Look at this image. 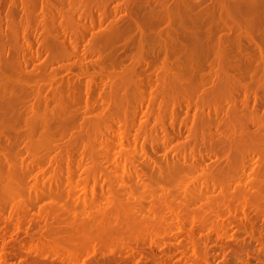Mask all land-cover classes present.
<instances>
[{"label":"rangeland","instance_id":"374dc122","mask_svg":"<svg viewBox=\"0 0 264 264\" xmlns=\"http://www.w3.org/2000/svg\"><path fill=\"white\" fill-rule=\"evenodd\" d=\"M0 119V264H264V0H0Z\"/></svg>","mask_w":264,"mask_h":264},{"label":"bare ground","instance_id":"6f19581e","mask_svg":"<svg viewBox=\"0 0 264 264\" xmlns=\"http://www.w3.org/2000/svg\"><path fill=\"white\" fill-rule=\"evenodd\" d=\"M189 1V0H188ZM209 1H211V0H209ZM218 1V0H217ZM215 2V1H214ZM213 2V3H214ZM220 2V5H219V3L217 2V4H218V6L219 7H221L222 6V4H221V1H219ZM223 3H224V1H222ZM126 3V2H125ZM124 3V4H125ZM131 3H133V2H131ZM149 3V2H148ZM144 4H146V2L144 3ZM168 3H166V5H167ZM216 4V3H215ZM214 4V5H215ZM163 5V4H162ZM166 5H165V7H166ZM185 5V4H184ZM130 8V7H129ZM164 8V7H163ZM189 8V7H188ZM213 8V7H212ZM223 8V7H222ZM225 8V7H224ZM223 8V9H224ZM42 9H44V8H42ZM54 9V8H53ZM167 9V8H166ZM190 9V8H189ZM52 10V9H51ZM165 10V9H164ZM151 11H153V10H151ZM130 12H131V10H130ZM33 16V15H32ZM128 19V18H127ZM171 19V18H170ZM223 19H225V18H223ZM222 19V20H223ZM99 20V19H98ZM97 20V21H98ZM135 20V19H134ZM80 21V20H79ZM91 22V21H90ZM51 23H53V22H51ZM92 23V22H91ZM128 23V22H127ZM59 33V32H58ZM28 34V33H27ZM5 36V35H4ZM26 45V44H25ZM28 45V44H27ZM31 50V49H30ZM35 51V50H34ZM44 51V50H43ZM37 52V51H36ZM247 55H250V54H247ZM230 63V62H229ZM260 64V63H259ZM258 64V65H259ZM257 65V66H258ZM245 67H246V65H245ZM259 67V66H258ZM246 69H248V68H246ZM215 70H217V69H215ZM175 76V75H174ZM226 76V75H225ZM230 76V75H229ZM3 78V77H2ZM223 78V77H222ZM175 79V78H174ZM12 80V79H11ZM11 80H9V81H11ZM234 80V79H233ZM8 81V80H7ZM237 82V81H236ZM6 83V82H5ZM167 83V82H166ZM148 84V83H147ZM235 84H237V85H240V84H238V83H235ZM231 85V84H230ZM236 86V85H235ZM21 88V87H20ZM38 88V87H37ZM88 88V87H87ZM237 89V88H236ZM88 90V89H87ZM98 90V89H97ZM8 91H10V90H8ZM11 92V91H10ZM16 92V91H15ZM12 93V92H11ZM86 93V92H85ZM7 94V93H6ZM221 94V93H220ZM11 95V94H10ZM86 95H87V93H86ZM224 95V94H223ZM17 96V95H16ZM15 95H14V97H16ZM160 96V95H159ZM95 99V98H94ZM220 99V98H219ZM249 99V98H248ZM161 100V99H160ZM250 100V99H249ZM152 101V100H151ZM207 101V100H206ZM146 102V101H145ZM149 102V101H148ZM218 102H220V101H218ZM224 102V101H223ZM244 102V101H243ZM85 103H86V101H85ZM151 103V102H150ZM154 103V102H153ZM152 103V104H153ZM184 103H185V101H184ZM225 103V102H224ZM9 105H10V102L8 103ZM7 104V105H8ZM107 104V103H106ZM186 104V103H185ZM230 104V103H229ZM247 104V103H246ZM245 104V105H246ZM160 106V105H159ZM189 106H191V105H189ZM188 106V107H189ZM248 106H250V105H248ZM153 107V106H152ZM255 107V106H254ZM145 108V107H144ZM257 108V107H256ZM104 109V108H103ZM188 109V108H187ZM235 109H236V107H235ZM35 111H37V110H35ZM233 111V110H232ZM257 111V110H256ZM259 112V111H258ZM257 112V113H258ZM235 113V112H234ZM139 114V113H138ZM6 115V114H5ZM8 115V114H7ZM6 115V116H7ZM37 115V114H36ZM152 115H153V113H152ZM156 115V114H155ZM10 116V115H9ZM38 117H39V115H37ZM205 116V115H204ZM157 118V117H156ZM155 118V119H156ZM38 119H40V118H38ZM1 120V119H0ZM203 120H205V119H203ZM26 121V120H25ZM235 121V120H234ZM38 122V121H37ZM9 124V123H8ZM26 124V123H25ZM38 124V123H37ZM233 124V123H232ZM241 124V123H240ZM159 125V124H158ZM241 126H243L242 124H241ZM7 128V127H6ZM241 129V128H240ZM259 129V128H258ZM6 130V129H5ZM238 130V129H237ZM161 131V130H160ZM233 131L235 132V129H233ZM239 132V131H238ZM261 132V131H260ZM245 133V132H244ZM249 133V132H248ZM157 134V133H156ZM219 134H221V133H219ZM239 134H240V132H239ZM246 135H249V134H246ZM264 135V134H263ZM243 137V136H242ZM191 138V137H190ZM231 138V137H230ZM234 138V137H233ZM250 138V137H249ZM38 139V138H37ZM123 139V138H122ZM254 139V138H253ZM33 141H35V140H33ZM84 141V140H83ZM85 141H87V140H85ZM90 141H92V140H90ZM122 141V140H121ZM37 142H39V141H37ZM108 142V141H107ZM236 142H238V141H236ZM257 142V141H256ZM260 142V141H259ZM261 143V142H260ZM264 143V142H263ZM90 144H93V143H90ZM81 145V144H80ZM85 145H87V143L85 142ZM257 145V144H256ZM260 145V144H259ZM84 146V145H83ZM104 146H106V145H104ZM13 147V146H12ZM121 147V146H120ZM260 147H263V146H260ZM77 148H79L80 149V146L79 147H77ZM83 148V147H82ZM116 148V147H115ZM130 148V147H129ZM18 149V148H17ZM25 149V148H24ZM84 149V148H83ZM116 149H118V148H116ZM131 149H133V148H131ZM243 149V148H242ZM74 150V149H73ZM100 150V149H99ZM144 150V149H143ZM241 150V149H240ZM12 151H14V150H12ZM30 151V153H31V150H29ZM96 151V150H95ZM33 152V151H32ZM36 152H38V151H36ZM36 152H33V153H36ZM41 153V152H40ZM146 153V152H145ZM12 154V153H11ZM82 154V153H81ZM7 155V154H6ZM33 155V154H32ZM257 155H259V154H257ZM12 156V155H11ZM37 156V155H36ZM35 156V157H36ZM3 157H5V156H3ZM238 157H240V156H238ZM8 158V157H7ZM12 158V157H11ZM22 158V157H21ZM38 158V157H37ZM241 158V157H240ZM35 159V158H34ZM3 160V159H2ZM4 160H5V158H4ZM15 160H17V159H15ZM86 160V159H85ZM260 160H262V159H260ZM31 161V160H30ZM45 161V160H44ZM111 161V160H110ZM109 161V162H110ZM250 161V160H249ZM263 161V160H262ZM8 162V161H7ZM89 162V161H88ZM238 162V161H237ZM32 163H34V162H32ZM67 163V162H66ZM100 163H102V162H100ZM251 163V162H250ZM7 164H9V163H7ZM28 164H31V162L30 163H28ZM85 164V163H84ZM253 164V163H252ZM39 165V164H38ZM38 165H36V166H38ZM55 165V164H54ZM65 165V164H64ZM92 165V164H91ZM95 165H97V164H95ZM0 166H5V165H1L0 164ZM25 166V165H24ZM31 166V165H30ZM123 166V165H122ZM43 167V166H42ZM63 167V166H62ZM85 167H89V168H91L89 165H87V166H85ZM93 167V166H92ZM242 167V166H241ZM253 167H255V166H253ZM5 168V167H4ZM3 168V169H4ZM30 168H32V167H30ZM30 168H28V169H30ZM54 168V167H53ZM68 168V167H67ZM84 168V167H83ZM89 168H85L86 170L87 169H89ZM0 169H2V168H0ZM2 169V170H3ZM43 169H45V168H43ZM65 169V168H64ZM80 169H81V167H80ZM251 169H254V168H251ZM20 170H21V168H20ZM26 170V169H25ZM34 170V169H33ZM51 170H52V168H51ZM71 170V169H70ZM231 170H233V169H231ZM17 171H19V170H17ZM36 171V170H35ZM40 171H42V170H40ZM45 171V170H44ZM50 171V170H49ZM83 171V170H82ZM237 171V170H236ZM15 172V171H14ZM20 172V171H19ZM22 172H23V169H22ZM39 172V171H38ZM51 172V171H50ZM63 172H64V170H63ZM84 172V171H83ZM86 172V171H85ZM35 173V172H34ZM49 173V172H48ZM210 173V172H209ZM15 174H18V173H15ZM79 174H82V173H79ZM258 174V173H257ZM27 175V174H26ZM55 175V174H54ZM65 175V174H64ZM85 175H86V173H85ZM252 175V174H251ZM14 176V175H13ZM37 176V175H36ZM35 176V177H36ZM48 176V175H47ZM67 176H68V174H67ZM224 176V175H223ZM256 176V175H255ZM9 177V176H8ZM27 177H31V176H28L27 175ZM34 177V178H35ZM50 177V176H49ZM158 177V176H157ZM231 177V176H230ZM249 177H251V176H249ZM7 178V177H6ZM20 178V177H19ZM33 178V177H32ZM31 178V179H32ZM79 178V177H78ZM83 178V177H82ZM203 178V177H202ZM255 178V177H254ZM259 178V177H258ZM43 179V178H42ZM47 179V178H46ZM76 179V178H75ZM85 179V178H84ZM138 179V178H137ZM203 179H205V178H203ZM2 180H4V179H2ZM15 180H17V179H15ZM22 180V179H21ZM26 180L28 181V179L26 178ZM68 180V179H67ZM249 180V179H248ZM257 180H259V179H257ZM25 181V180H24ZM43 181V180H42ZM49 181H51V180H49ZM73 181H75V180H73ZM78 181V180H77ZM83 181V180H82ZM33 182V181H32ZM44 182H46V180L44 181ZM61 182H63V181H61ZM68 182H70V181H68ZM121 182H123V181H121ZM1 183H3V181L1 182ZM14 183H15V181H14ZM21 182H18L17 184H20ZM29 183V182H28ZM38 183H40V182H38ZM37 183V184H38ZM51 183V182H50ZM59 183V182H58ZM74 183H79V182H74ZM105 183H107V181L105 182ZM248 183V182H247ZM252 183V182H251ZM258 183V182H257ZM261 184H263V182L261 181L260 182ZM30 184V183H29ZM43 184V183H42ZM41 183H40V185H42ZM56 184V183H55ZM61 184V183H60ZM64 184V183H63ZM68 184V183H67ZM83 184V183H82ZM87 184V183H86ZM85 184V185H86ZM48 185V184H47ZM116 185V184H115ZM216 185V184H215ZM259 186H260V184H258ZM13 186H15V184H13ZM12 186V187H13ZM28 186H30V185H28ZM43 186V185H42ZM55 186V185H54ZM53 186V187H54ZM73 186H76V185H73ZM77 186H79V185H77ZM241 186V185H240ZM249 186V185H248ZM253 186V185H252ZM255 186H257V185H255ZM26 188H27V186H25ZM31 187H33V186H31ZM48 187H50V186H48ZM48 187H46V189L48 188ZM72 187V186H71ZM99 187V186H98ZM241 187H243V186H241ZM37 188V187H36ZM40 188V187H39ZM62 188H64V187H62ZM70 188V187H69ZM69 188H67V189H69ZM80 188H82V187H80ZM116 188V187H115ZM118 188V187H117ZM258 187H256V189H257ZM28 189V188H27ZM32 188H30V190H31ZM44 189V188H43ZM52 189V188H51ZM87 189V188H86ZM256 189H254V190H256ZM37 190H39L38 188H37ZM42 190V189H41ZM41 190H39V191H41ZM50 190V189H49ZM53 190V189H52ZM77 190V189H76ZM91 190V189H90ZM251 190V189H250ZM12 191V190H11ZM14 191V190H13ZM38 191V192H39ZM43 191V190H42ZM84 191V190H83ZM247 191V190H246ZM262 191H264V190H262ZM8 192V191H7ZM66 192V191H65ZM250 192V191H249ZM256 192V191H255ZM22 193V192H21ZM86 193V192H85ZM101 193H103V192H101ZM35 194V193H34ZM46 194V193H45ZM48 194V193H47ZM50 194V193H49ZM84 194V193H83ZM97 194H99L98 192H97ZM258 194V193H257ZM261 194V193H260ZM8 195V194H7ZM11 195V194H10ZM10 195H8V196H10ZM21 195V194H20ZM256 195V194H255ZM65 196V195H64ZM63 196V197H64ZM263 196V195H262ZM16 197V196H15ZM246 197V196H245ZM248 197H250V196H248ZM247 197V198H248ZM3 198V197H2ZM33 198H34V196H33ZM52 198H54V197H52ZM66 197H64L63 199H65ZM225 198V197H224ZM243 198V197H242ZM247 198H245V199H247ZM261 198V197H260ZM259 198V199H260ZM17 199V198H16ZM42 199V198H41ZM50 199V198H49ZM71 199V198H70ZM126 199V198H125ZM146 199V198H145ZM44 200H46V199H44ZM260 200H262V199H260ZM8 201V200H7ZM26 201V200H25ZM30 201V200H29ZM36 201V200H35ZM115 201H117V200H115ZM114 201V202H115ZM119 201H121V200H119ZM224 201V200H223ZM226 201V200H225ZM249 200H247V202H248ZM263 201V200H262ZM2 202H3V200H2ZM34 202V201H33ZM80 202V201H79ZM128 202V201H127ZM127 202H125V203H127ZM154 202H156V201H154ZM85 203V202H84ZM124 203V204H125ZM229 203V202H228ZM264 203V202H263ZM116 204H120L119 202L118 203H116ZM12 205V204H11ZM31 205H33V204H31ZM36 205V204H35ZM53 205V204H52ZM55 205V204H54ZM95 205V204H94ZM223 205V204H222ZM245 205V204H244ZM13 207V206H12ZM85 207V206H84ZM87 207V206H86ZM225 207V206H224ZM241 207H244V206H241ZM46 208V207H45ZM47 208H50V207H47ZM58 208V207H57ZM111 209H112V207H110ZM116 208H120V207H116ZM116 208H114V209H116ZM123 208V207H122ZM125 208V207H124ZM149 208V207H148ZM158 208H160V207H158ZM231 208V207H230ZM34 209V208H33ZM84 209H86V208H84ZM83 209V210H84ZM121 209V208H120ZM233 209V208H232ZM235 209V208H234ZM239 209V208H238ZM38 210V209H37ZM44 210V209H43ZM58 210V209H57ZM126 209H124V211H125ZM133 210V209H132ZM136 210V209H135ZM141 210V209H140ZM244 210V209H243ZM39 211V210H38ZM46 211V210H45ZM77 211V210H76ZM118 211V210H117ZM127 211H129V210H127ZM137 211H139V210H137ZM141 211H143V210H141ZM241 211V210H240ZM140 212V211H139ZM138 212V213H139ZM38 213H40V212H38ZM58 213H60V212H58ZM100 213H102V212H100ZM126 213V212H125ZM124 213V214H125ZM132 214H134V213H137V212H134V211H132L131 212ZM255 213V212H254ZM41 214V213H40ZM46 214V213H45ZM96 214V213H95ZM103 215H104V213H102ZM108 214H111V213H108L107 212V214L106 215H108ZM120 214H122V213H120ZM129 214V213H128ZM174 214V213H173ZM9 215V214H8ZM68 215V214H67ZM76 215V214H75ZM74 215V216H75ZM81 215V214H80ZM86 215V214H85ZM88 215V214H87ZM103 215H101L102 217L100 218L102 221H103V219H104V216ZM38 217H39V215H37ZM71 216V215H70ZM74 216H72V217H74ZM127 216H131V214H129V215H127ZM135 216V215H134ZM131 217V218H136V217ZM143 216V215H142ZM174 216V215H173ZM241 216H243V214L241 215ZM4 217V216H3ZM7 217H9V216H7ZM45 217V216H44ZM54 217V216H53ZM83 217V216H82ZM124 217V216H123ZM21 218V217H20ZM41 218H42V216H41ZM47 218V217H46ZM58 217L56 216V219H57ZM69 218V217H68ZM86 217H84V219H85ZM96 218H97V215H96ZM109 218V219H108ZM107 218V220H109L110 221V216ZM45 219V218H44ZM53 219H55V218H53ZM83 219V220H84ZM89 220H90V218H88ZM67 220V219H66ZM81 220V219H80ZM86 220V219H85ZM138 220H140V219H138ZM144 220V219H143ZM9 221V220H8ZM91 221V220H90ZM95 221V220H94ZM98 221V220H97ZM96 221V222H97ZM152 221V220H151ZM7 222V221H6ZM54 222V221H53ZM12 223V222H11ZM15 223V222H14ZM90 223V222H89ZM100 223H101V221H100ZM138 223H140V222H138ZM144 223V222H143ZM18 224V223H17ZM58 224V223H57ZM71 224V223H70ZM76 224V223H75ZM87 224V223H86ZM94 224V223H93ZM97 224V223H96ZM99 224V223H98ZM122 224H123V222H122ZM135 224H137V223H135ZM19 225V224H18ZM81 225V224H80ZM101 225V224H100ZM163 225V224H162ZM7 226V225H6ZM82 226H84L83 224H82ZM114 226V225H113ZM164 226V225H163ZM58 227V226H57ZM65 227V226H64ZM93 227V226H92ZM92 227H90V228H92ZM100 227V226H99ZM109 227H111V226H109ZM133 226H131V229H134V228H132ZM135 227V226H134ZM79 228V227H78ZM80 228H82V227H80ZM97 228V227H96ZM95 228V229H96ZM119 228V227H118ZM229 228V227H228ZM52 229V228H51ZM64 229V228H63ZM85 229H88V228H85ZM85 229H81V230H84V231H87V230H85ZM130 229V230H131ZM143 229H144V227H143ZM100 230H102V227H100L99 228V232H100ZM107 230H109V229H107ZM128 230V229H127ZM103 231V230H102ZM121 232H122V230H120ZM168 231V230H167ZM225 231H227V230H225ZM83 232V231H82ZM107 232H109V231H107ZM107 232H105V233H107ZM125 232V231H124ZM132 232V231H131ZM143 232V231H142ZM159 232V231H158ZM72 233V232H71ZM93 233H94V231H93ZM103 233V232H102ZM135 233V232H134ZM163 233V232H162ZM57 234V233H56ZM75 234V233H74ZM86 234H88L87 232H86ZM104 234V233H103ZM80 236L81 235H83L81 232H80V234H79ZM99 235H101L100 233H99ZM46 236H48V235H46ZM55 236H57V235H55ZM114 236V235H113ZM129 236H133V233H131V235H129ZM190 236V235H189ZM62 237V236H61ZM68 237H70V236H68ZM93 237V236H92ZM110 237H111V235H110ZM130 237V238H131ZM133 237H135V236H133ZM72 238V237H71ZM71 238H69V239H71ZM79 238V236L77 235V237H76V239H78ZM122 238V237H121ZM125 238V237H124ZM129 238V239H130ZM136 238V237H135ZM59 239V238H58ZM97 238L95 237V240H96ZM110 239H112V238H110ZM140 239V238H139ZM139 239H137V241H139ZM45 240H47V239H45ZM94 240V239H93ZM151 240V239H150ZM149 240V241H150ZM48 241V240H47ZM50 241V240H49ZM80 241H82V242H84L83 244H85L86 243V241H84V239L83 240H80ZM142 241V240H141ZM192 241H193V239H192ZM66 242H68V241H66ZM70 242H72V241H70ZM69 242V243H70ZM77 242H79V241H77ZM93 242V241H92ZM98 242H100V241H98ZM50 243V242H49ZM49 243H47V244H49ZM58 243V242H57ZM73 243H75V242H73ZM79 243H81V242H79ZM122 243V242H121ZM120 243V244H121ZM132 243V242H131ZM169 243V242H168ZM43 244V243H42ZM67 244V243H66ZM65 244V245H66ZM135 244V243H134ZM70 245H72V244H70ZM79 245V244H78ZM89 245V244H88ZM88 245H86V246H88ZM116 245V244H115ZM80 246H83V245H81L80 244ZM85 246V245H84ZM99 246V245H98ZM113 246V245H112ZM119 246V245H118ZM157 246V245H156ZM49 247V246H48ZM72 247V246H71ZM91 247V246H90ZM89 247V248H90ZM124 247V246H123ZM170 247V246H169ZM51 248V247H50ZM115 248H116V246H115ZM119 248H122V247H119ZM44 249V248H43ZM49 249V248H48ZM66 249V248H65ZM90 249H93V248H90ZM101 249H103V248H101ZM123 249V248H122ZM29 250V249H28ZM62 250H64V249H62ZM80 250V249H79ZM111 250H113V249H111ZM117 250V249H116ZM128 250V249H127ZM131 250V249H130ZM54 251V250H53ZM56 251V250H55ZM58 251V250H57ZM66 251H69V250H66ZM73 250H71V252H72ZM77 251V250H76ZM70 252V251H69ZM86 252H88V251H86ZM109 252V251H108ZM130 252V251H129ZM33 253V252H32ZM54 253H56V252H54ZM63 253V252H62ZM78 253V252H77ZM93 253V252H92ZM91 253V254H92ZM128 253V252H127ZM194 253V252H193ZM30 254V253H29ZM72 254V253H71ZM74 254H76V253H74ZM94 254V253H93ZM73 255V254H72ZM79 255V254H78ZM86 255V254H85ZM88 255H89V253H88ZM52 256V255H51ZM75 256H77V255H75ZM87 256V255H86ZM137 256H139V255H136V257ZM54 257H56V255L54 256ZM53 257V258H54ZM59 257V256H58ZM90 257V256H89ZM108 257V256H107ZM125 257V256H124ZM60 258V257H59ZM80 258V257H79ZM93 258V257H92ZM52 259V258H51ZM50 259V260H51ZM66 259V258H65ZM72 259H74V258H72ZM72 259H70V260H67L68 262L69 261H72ZM87 259V258H86ZM95 259H97V258H95ZM166 259V258H165ZM53 260V259H52ZM85 260V259H84ZM88 260H90V258L88 259ZM115 260V259H114ZM149 260V259H148ZM57 261V260H56ZM65 261V260H64ZM74 261V260H73ZM94 261V260H93ZM201 261V260H200ZM55 262V261H54ZM58 262V261H57ZM115 262L117 263V260H115ZM114 262V263H115ZM142 262V261H141ZM150 262H152V261H150ZM79 263H81V262H79ZM86 263H88V262H85L84 264H86ZM92 263H94V262H92ZM96 263H97V261H96ZM96 263H94V264H96ZM99 263H100V261H99ZM99 263H97V264H99ZM136 263H138L137 261H136ZM200 263V262H199ZM64 264V263H63ZM69 264V263H68ZM111 264V263H110ZM141 264H143V263H141ZM152 264V263H151Z\"/></svg>","mask_w":264,"mask_h":264}]
</instances>
